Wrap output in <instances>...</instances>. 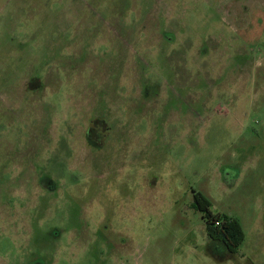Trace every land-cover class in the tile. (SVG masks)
Listing matches in <instances>:
<instances>
[{
  "label": "rangeland",
  "instance_id": "rangeland-1",
  "mask_svg": "<svg viewBox=\"0 0 264 264\" xmlns=\"http://www.w3.org/2000/svg\"><path fill=\"white\" fill-rule=\"evenodd\" d=\"M0 264H264V0H0Z\"/></svg>",
  "mask_w": 264,
  "mask_h": 264
},
{
  "label": "trees",
  "instance_id": "trees-1",
  "mask_svg": "<svg viewBox=\"0 0 264 264\" xmlns=\"http://www.w3.org/2000/svg\"><path fill=\"white\" fill-rule=\"evenodd\" d=\"M198 198L202 199L199 196ZM206 204L204 203V207L207 206ZM203 219H205V230L208 238L223 241L229 252H236L244 238L237 220L228 215L211 213L209 210L206 211V215H203ZM215 220H219L220 224L215 225Z\"/></svg>",
  "mask_w": 264,
  "mask_h": 264
},
{
  "label": "flooded vegetation",
  "instance_id": "flooded-vegetation-1",
  "mask_svg": "<svg viewBox=\"0 0 264 264\" xmlns=\"http://www.w3.org/2000/svg\"><path fill=\"white\" fill-rule=\"evenodd\" d=\"M97 121H98V119H96L95 121H92L89 124V127L87 129V137L90 140V142L92 143V145H95L97 147H101L103 142H104L103 141L104 137L107 134V132H106L107 128L104 125H98ZM218 241H220V240H218ZM221 242H223V241H221ZM225 247H226V245H225ZM226 249H227V247H226Z\"/></svg>",
  "mask_w": 264,
  "mask_h": 264
},
{
  "label": "built area",
  "instance_id": "built-area-1",
  "mask_svg": "<svg viewBox=\"0 0 264 264\" xmlns=\"http://www.w3.org/2000/svg\"><path fill=\"white\" fill-rule=\"evenodd\" d=\"M214 224H215V225H219V224H220V221H219V220H215V221H214Z\"/></svg>",
  "mask_w": 264,
  "mask_h": 264
},
{
  "label": "crops",
  "instance_id": "crops-1",
  "mask_svg": "<svg viewBox=\"0 0 264 264\" xmlns=\"http://www.w3.org/2000/svg\"><path fill=\"white\" fill-rule=\"evenodd\" d=\"M243 240H244V238H243ZM242 242H243V241H242ZM242 242H241V243H242ZM242 255H243V254H242Z\"/></svg>",
  "mask_w": 264,
  "mask_h": 264
}]
</instances>
